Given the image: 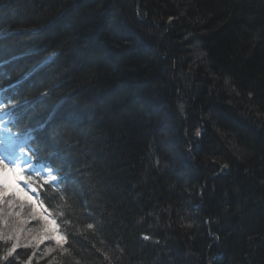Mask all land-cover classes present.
Returning a JSON list of instances; mask_svg holds the SVG:
<instances>
[{
	"label": "trees",
	"instance_id": "trees-1",
	"mask_svg": "<svg viewBox=\"0 0 264 264\" xmlns=\"http://www.w3.org/2000/svg\"><path fill=\"white\" fill-rule=\"evenodd\" d=\"M6 26L9 124L64 178L32 180L55 264H264V0H0Z\"/></svg>",
	"mask_w": 264,
	"mask_h": 264
},
{
	"label": "rangeland",
	"instance_id": "rangeland-1",
	"mask_svg": "<svg viewBox=\"0 0 264 264\" xmlns=\"http://www.w3.org/2000/svg\"><path fill=\"white\" fill-rule=\"evenodd\" d=\"M4 116V107L2 106L0 107V134L4 133ZM13 140V137L10 136V142ZM44 171L47 173L50 170L45 169ZM37 175L44 180L51 181L50 175H41L40 173ZM21 187L28 190V186L23 182H21ZM10 189L15 190L16 196H6L4 203L0 205V220L5 221V223H0V232L11 235L13 239L2 243H6L5 247L8 248L13 243H18L19 247L30 253V258L33 257V261L47 262L49 258L55 264V259L49 255L56 248H60L64 242V236L59 232L54 217L48 210L45 211V207L39 201L36 192L33 193L29 190V195L32 196V199L29 200L19 188L13 186ZM50 221H55V225L51 224ZM50 237H63V239H50Z\"/></svg>",
	"mask_w": 264,
	"mask_h": 264
},
{
	"label": "snow or ice",
	"instance_id": "snow-or-ice-1",
	"mask_svg": "<svg viewBox=\"0 0 264 264\" xmlns=\"http://www.w3.org/2000/svg\"><path fill=\"white\" fill-rule=\"evenodd\" d=\"M0 107H2V104H0ZM45 168L51 169L50 164L44 165L41 168L37 167L36 164H33L29 160L28 153L24 151V145L16 143L15 140L8 143L0 141V205L4 203L6 196H16L15 190L7 187L6 181L8 173L12 174V177L15 181V187L19 188L21 192H24V195L27 196L29 200L32 199V196L29 195V190L33 193L37 191L35 187H31L29 184L31 173L36 172L40 173L41 175H50L51 182L56 184H59L64 180L63 177H58L57 175L53 174L55 171L54 169H51L45 173ZM26 172L28 175H25ZM21 182L28 186V190H26L24 187H21ZM44 183L47 184L49 181L45 180ZM18 198L19 197L17 196V199ZM45 211H47V209H45ZM0 223H5V221L0 220ZM50 223L55 225V221H50ZM88 227L92 228L93 226L89 224ZM147 238L148 237H145V239ZM12 239L13 237L11 235H6L0 232V241H8ZM50 239H63V237H50ZM18 247V243H13L11 247L7 248L5 255L0 256V261L7 260L9 257H12L16 253Z\"/></svg>",
	"mask_w": 264,
	"mask_h": 264
},
{
	"label": "bare ground",
	"instance_id": "bare-ground-1",
	"mask_svg": "<svg viewBox=\"0 0 264 264\" xmlns=\"http://www.w3.org/2000/svg\"><path fill=\"white\" fill-rule=\"evenodd\" d=\"M7 27L8 26H6L5 28L0 30V36H5L7 33H9L10 30H8ZM34 51H35V49H33V52ZM45 60H46V58L41 57L37 62H35V63L30 65L29 71L25 70L22 73L20 72L18 74V76L21 75V78H23L24 80L30 78V75H32L34 72H37L38 70H41V68L43 67V65L45 63ZM18 76H16V77H18ZM32 107H33V104L29 105V108H32ZM4 108H6V107H4ZM10 110H11V107H9L7 109L8 112ZM40 111H41L40 112V117L41 118H39V120H44V122L50 123L52 121V117H53V114H54L55 111H52V110L50 112L48 111L47 114H45L44 109L43 110L41 109ZM3 131H4V133L2 135L0 134V141H3L5 143L10 142V136H12L13 139L16 142H18V144L25 143V142H27V141H29L31 139L30 134H28L26 131H22V130L18 131V130L14 129V128H11V127L10 128H4ZM50 153H52V152H50ZM35 164H37V163H35ZM34 174H35V172L31 173V175H34ZM25 175H27V174H25ZM6 184H7L8 188H12L13 186H15V181L13 180V177H12L11 173L7 174ZM53 188L57 189V186H54Z\"/></svg>",
	"mask_w": 264,
	"mask_h": 264
}]
</instances>
